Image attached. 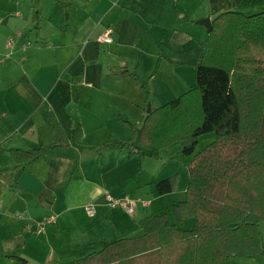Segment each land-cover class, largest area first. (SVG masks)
<instances>
[{
    "label": "crops",
    "instance_id": "0c3cea01",
    "mask_svg": "<svg viewBox=\"0 0 264 264\" xmlns=\"http://www.w3.org/2000/svg\"><path fill=\"white\" fill-rule=\"evenodd\" d=\"M225 11L264 13V0H0V264H74L141 235L147 216L178 223L192 157L182 145L172 155L173 143L155 159L136 135L150 111L196 85L208 36L197 22ZM108 30L113 41L99 40ZM50 113L70 145L23 168L10 150L53 144ZM138 147L144 157L130 155ZM175 176L161 195L157 184ZM106 194L136 200L135 213ZM49 217L56 223L38 234ZM260 231L264 249V221ZM220 264H264V255Z\"/></svg>",
    "mask_w": 264,
    "mask_h": 264
},
{
    "label": "trees",
    "instance_id": "16d2710c",
    "mask_svg": "<svg viewBox=\"0 0 264 264\" xmlns=\"http://www.w3.org/2000/svg\"><path fill=\"white\" fill-rule=\"evenodd\" d=\"M212 23L196 85L150 111L136 135L155 159L175 142L183 154H194L186 198L173 206L178 223L167 213L147 216L140 221L141 235L118 238L74 264H220L228 257L264 255V13L225 11ZM49 119L53 144L10 150L23 168L70 145L53 113ZM208 133L214 140L196 152L200 137ZM82 136L76 126L72 140ZM141 147L130 155L144 157ZM176 183L177 176L166 178L157 189L161 195L171 193ZM189 218L194 224L183 228Z\"/></svg>",
    "mask_w": 264,
    "mask_h": 264
},
{
    "label": "built area",
    "instance_id": "2783aa9c",
    "mask_svg": "<svg viewBox=\"0 0 264 264\" xmlns=\"http://www.w3.org/2000/svg\"><path fill=\"white\" fill-rule=\"evenodd\" d=\"M112 34V30H108L103 36L99 37V40L101 41H105V42H112L113 39L111 37ZM106 199L109 203H111L112 205H119L121 207H123L129 214H134L137 208V202L134 199H129V198H124V199H118L114 196H112L111 194H106ZM87 212L89 215L94 216L95 215V206L94 204H89L86 207ZM56 218L55 217H49L48 219H46L45 221L39 223V228L37 230V233H42L45 226L47 224H52V223H56Z\"/></svg>",
    "mask_w": 264,
    "mask_h": 264
},
{
    "label": "rangeland",
    "instance_id": "374dc122",
    "mask_svg": "<svg viewBox=\"0 0 264 264\" xmlns=\"http://www.w3.org/2000/svg\"><path fill=\"white\" fill-rule=\"evenodd\" d=\"M263 131H264V125H263ZM215 136L213 133H208V134H205V135H202L200 137V142L198 144V147L196 149V152L201 150L202 148H204L205 146H207L209 143H211L213 140H214ZM181 146V143L180 142H176L174 143V145H172L169 149V152L172 153V155H175L177 154L176 152V148H180ZM185 155V154H184ZM194 154H191V155H186V156H191L193 157ZM193 224V221H189L186 223V228H190Z\"/></svg>",
    "mask_w": 264,
    "mask_h": 264
},
{
    "label": "water",
    "instance_id": "95a60500",
    "mask_svg": "<svg viewBox=\"0 0 264 264\" xmlns=\"http://www.w3.org/2000/svg\"><path fill=\"white\" fill-rule=\"evenodd\" d=\"M198 24H201L203 26H205L207 28V31L208 33L212 30L213 28V23H212V20L211 18L207 17V18H204V19H201L197 22Z\"/></svg>",
    "mask_w": 264,
    "mask_h": 264
}]
</instances>
